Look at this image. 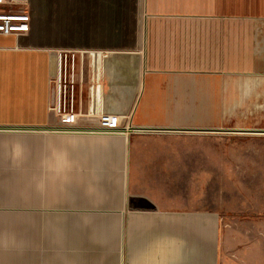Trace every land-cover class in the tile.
Masks as SVG:
<instances>
[{
  "label": "crops",
  "instance_id": "1",
  "mask_svg": "<svg viewBox=\"0 0 264 264\" xmlns=\"http://www.w3.org/2000/svg\"><path fill=\"white\" fill-rule=\"evenodd\" d=\"M4 2L31 22L0 34V264H264L208 145L264 140V0ZM60 71L123 129L55 130Z\"/></svg>",
  "mask_w": 264,
  "mask_h": 264
},
{
  "label": "rangeland",
  "instance_id": "2",
  "mask_svg": "<svg viewBox=\"0 0 264 264\" xmlns=\"http://www.w3.org/2000/svg\"><path fill=\"white\" fill-rule=\"evenodd\" d=\"M199 145L204 148L203 150H206L208 145L214 147L216 200L232 205L246 202L248 205L246 207L248 210L246 223L248 236L249 233L253 231L258 233V230L261 229L264 250V140L251 137L245 140L216 141L213 144ZM188 159V157H184L183 161L187 162ZM197 161L199 165L206 162L202 159ZM250 205L252 206L250 207ZM250 210L257 211L255 213L256 223H252L250 220V214L253 212L249 213ZM259 215H262V221L258 219ZM230 224L233 226L232 233L237 235L239 230L237 220Z\"/></svg>",
  "mask_w": 264,
  "mask_h": 264
},
{
  "label": "built area",
  "instance_id": "3",
  "mask_svg": "<svg viewBox=\"0 0 264 264\" xmlns=\"http://www.w3.org/2000/svg\"><path fill=\"white\" fill-rule=\"evenodd\" d=\"M4 3V0H0V8ZM30 22L29 13L4 11L0 9V34L4 36L27 32L30 29ZM53 84L55 96L50 109L58 118V125L55 127V130L62 132L113 133L123 129L118 117L107 112L101 113L98 121L94 125H81L79 122V114L73 111L72 96H68L69 87L66 79L61 78V71L57 78H55Z\"/></svg>",
  "mask_w": 264,
  "mask_h": 264
}]
</instances>
